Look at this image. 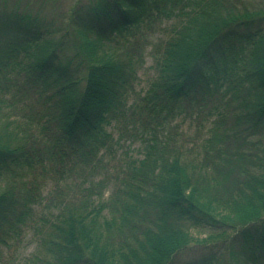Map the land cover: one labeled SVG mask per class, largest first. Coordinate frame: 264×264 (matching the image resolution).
Returning <instances> with one entry per match:
<instances>
[{
    "label": "trees",
    "instance_id": "16d2710c",
    "mask_svg": "<svg viewBox=\"0 0 264 264\" xmlns=\"http://www.w3.org/2000/svg\"><path fill=\"white\" fill-rule=\"evenodd\" d=\"M29 1L0 4V264H264V0Z\"/></svg>",
    "mask_w": 264,
    "mask_h": 264
},
{
    "label": "rangeland",
    "instance_id": "374dc122",
    "mask_svg": "<svg viewBox=\"0 0 264 264\" xmlns=\"http://www.w3.org/2000/svg\"><path fill=\"white\" fill-rule=\"evenodd\" d=\"M76 0H38L37 5H33V8L38 10L41 14L44 15V17L48 16L52 12L54 14H58L60 16H65L71 6L75 3ZM6 2L9 7L11 3H15L18 6H20L23 10H26V3H30L29 0H0V4ZM25 4V6H24ZM36 4V3H35ZM12 6V5H11ZM160 34L154 33L147 35V39L142 42V44H145L144 47L140 48V51L144 54V62L142 64L143 70L140 72V81H139V86L138 90L142 87L145 86L147 78L152 76V70L155 65V58L158 54H160V46L158 40H160ZM28 179L31 181L32 177H28ZM0 184L2 185L3 183L0 181ZM47 184L49 186L45 187V190H49L51 187V184L49 181H47ZM40 189L43 190V186L41 185V182L39 183ZM2 187H0L1 189ZM47 192L44 191V194ZM46 201L43 202V205L37 209L40 211V208H44ZM33 229H30L28 234H26L25 238L23 239L22 243L18 246L17 251H11L8 256V259L11 260L10 262H16L20 261L24 256L28 255L30 252L33 251L34 249V242L37 239V232ZM193 237L195 239H202L205 238L206 235L202 232H198L197 230H194L191 232ZM24 255V256H23Z\"/></svg>",
    "mask_w": 264,
    "mask_h": 264
}]
</instances>
